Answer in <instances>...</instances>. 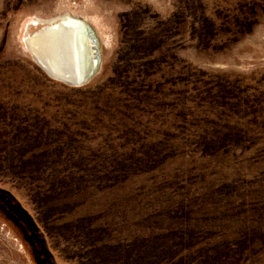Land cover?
Here are the masks:
<instances>
[{
    "label": "rangeland",
    "instance_id": "obj_1",
    "mask_svg": "<svg viewBox=\"0 0 264 264\" xmlns=\"http://www.w3.org/2000/svg\"><path fill=\"white\" fill-rule=\"evenodd\" d=\"M65 13L77 86L25 43ZM0 264H264V0H0Z\"/></svg>",
    "mask_w": 264,
    "mask_h": 264
},
{
    "label": "bare ground",
    "instance_id": "obj_2",
    "mask_svg": "<svg viewBox=\"0 0 264 264\" xmlns=\"http://www.w3.org/2000/svg\"><path fill=\"white\" fill-rule=\"evenodd\" d=\"M69 17L88 22L68 13L37 19L34 24L41 23V26L34 31L28 30L25 36L26 46L33 59L39 66L41 65L55 76H62V74L68 77L82 76L88 68L85 56L87 47L81 36L80 26ZM94 37L99 48L95 32Z\"/></svg>",
    "mask_w": 264,
    "mask_h": 264
},
{
    "label": "water",
    "instance_id": "obj_3",
    "mask_svg": "<svg viewBox=\"0 0 264 264\" xmlns=\"http://www.w3.org/2000/svg\"><path fill=\"white\" fill-rule=\"evenodd\" d=\"M70 20L76 21V24L80 26L81 36L85 40L86 52L85 56L87 59L88 68L85 70L82 76L77 77H68L66 74H62V76H55L48 72L44 67L43 70L52 78L58 79L62 82H65L70 85H81L85 81H87L98 69L99 66V48L97 42L94 37V32L91 25L88 22H85L81 19H77L75 17H69Z\"/></svg>",
    "mask_w": 264,
    "mask_h": 264
}]
</instances>
